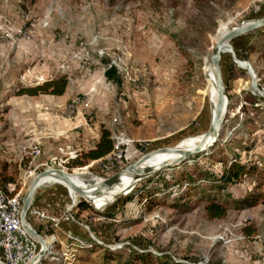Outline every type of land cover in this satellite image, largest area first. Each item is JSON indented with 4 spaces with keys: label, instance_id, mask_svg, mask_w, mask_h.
<instances>
[{
    "label": "rangeland",
    "instance_id": "obj_1",
    "mask_svg": "<svg viewBox=\"0 0 264 264\" xmlns=\"http://www.w3.org/2000/svg\"><path fill=\"white\" fill-rule=\"evenodd\" d=\"M263 16L264 0H214L202 11L192 0H0V179L24 194L48 169L105 180L155 150L198 144L211 119L203 69L219 26ZM251 35L220 53L226 108L209 150L117 198L82 202L88 209L59 184L39 186L50 192L37 210L58 221L39 233L54 253L41 264H264V207L234 204L264 181V35L241 52ZM60 77V96L17 95ZM101 130L113 152L68 170ZM234 157L256 173L210 193L223 186L221 161ZM206 194L226 203L223 218H208ZM68 237L96 248L77 250Z\"/></svg>",
    "mask_w": 264,
    "mask_h": 264
},
{
    "label": "trees",
    "instance_id": "obj_2",
    "mask_svg": "<svg viewBox=\"0 0 264 264\" xmlns=\"http://www.w3.org/2000/svg\"><path fill=\"white\" fill-rule=\"evenodd\" d=\"M214 0H192L193 5L198 8V10H208L210 9V6ZM264 17V16H263ZM262 18V17H261ZM252 34V35H251ZM253 36L247 43L245 44V47H242L241 52H245L246 48L249 47L251 44L257 43V38L259 35L263 36L264 35V29L258 30L252 33H249L247 35L241 36L239 38H236L230 42L234 52H237L238 49H240V42L241 39L247 37V36ZM260 57L261 59L264 60V39L263 41L260 42ZM240 57V55H238ZM230 69V68H229ZM228 69V70H229ZM114 70L112 68H109L105 72V77L107 80H112L113 75L112 73ZM264 82V78H263ZM66 86V80L64 77H60L56 80H51L48 82L43 83L40 86H36L33 88H23L20 89L17 93L18 96H29V97H34L37 95H52V96H60L63 94L64 89ZM204 133V132H203ZM113 151V143L110 140V134L106 130H101L100 135L98 138L97 143L95 146L87 151L86 153H83L81 155V159H75L68 163L67 168L68 170H71L73 168H82L84 167L87 163L89 162H96V161H101L105 157H107L111 152ZM230 159H224L221 161V163L224 165V170L223 173L220 177V180L223 183V186H211L210 187V193L214 192L215 190H222L224 186L231 184L232 182L244 177V176H251L256 173L255 167L253 166H244L242 165L236 157L233 158L231 162L228 163ZM158 174L154 175L153 177H157ZM180 184L185 186V187H190L191 184L193 183V180L191 177H186L182 175L179 178ZM10 182L9 178H4L2 177L0 179V187H3L6 183ZM262 184L258 185L255 187V193H252L248 197H244L241 199H238L235 201V205L237 207L245 208V207H254L256 205H261L264 207V189L261 190V185L264 186V181L262 180ZM187 191V190H186ZM186 197L189 195L186 193ZM206 199V205L204 207L205 212L210 219H221L225 216L226 213V203H220L219 201L216 200L215 197H209L208 194L203 195ZM130 197H126L122 200L123 203L128 202ZM83 209H88V207L84 204H80L77 207V210H83ZM38 233H43L41 227L36 228ZM246 235H250L251 232L245 231ZM48 235H50V231H47ZM68 240L75 245V248L80 251H88V250H93L96 248V245L90 241V239H74L73 237H68ZM44 261V260H42ZM85 261V260H84Z\"/></svg>",
    "mask_w": 264,
    "mask_h": 264
},
{
    "label": "water",
    "instance_id": "obj_3",
    "mask_svg": "<svg viewBox=\"0 0 264 264\" xmlns=\"http://www.w3.org/2000/svg\"><path fill=\"white\" fill-rule=\"evenodd\" d=\"M264 29V17L259 18L255 21H251L249 23H246L242 26H239L237 28H232L231 30H228L222 37H220L214 44L213 49L209 55V64L214 67V77H215V92L217 95V104L214 110L213 115L211 116L208 128L206 131L201 134L199 143L194 146L191 149L188 150H176L174 148H162L155 150V152H164V154H167L168 156H171L173 159H170L158 166L154 167H147L143 169H136L137 165L139 164L142 159L146 157L143 156L135 165L124 169L123 171H120L114 175H112L110 178L106 179L104 184H110L112 182H115L117 179H119L122 175L125 174H132L133 176V184L132 186L126 191L129 192L136 183L146 179L152 174H155L159 170L169 168L178 164L186 163L190 159L203 154L207 150H209L216 142L218 138V129L221 123V120L223 118L225 108H226V98H225V86L223 83L222 76L218 69V54L219 49L224 46L225 44H230V42L236 38H239L241 36L247 35L249 33L262 30ZM233 62H236L233 60ZM237 63V62H236ZM238 67L241 68V66L237 63ZM154 152V151H153ZM47 175H52L59 179L60 181L69 184L73 187L72 182L67 177L66 173L62 170L58 169H48L41 173H39L30 183L26 193L24 194L22 203H21V209H20V224L24 232L33 238L37 244L39 245V251L36 254V256L30 261L29 264H37L41 262L45 255L48 253V245L46 244V240L34 229L30 226V224L27 222V213L32 206L34 196L38 187V184L40 180ZM84 202L86 204H89V201H86L84 198H80L78 201L79 205ZM90 205V204H89Z\"/></svg>",
    "mask_w": 264,
    "mask_h": 264
},
{
    "label": "bare ground",
    "instance_id": "obj_4",
    "mask_svg": "<svg viewBox=\"0 0 264 264\" xmlns=\"http://www.w3.org/2000/svg\"><path fill=\"white\" fill-rule=\"evenodd\" d=\"M227 31L228 30L226 29L225 25L222 24L221 26H219L218 31L216 33L217 36L215 37V42L220 37H222ZM226 47H228L227 44H225L224 46H222L219 49V54H218L219 72H220V65H219L220 53ZM208 57H209V55H208ZM246 68L249 69L250 72H252V70L248 66ZM203 70H204L203 73L205 74L206 83H207L206 94L208 96L209 103H210V115L212 116L214 113L216 104H217V95H216L215 87H214V85H215V77H214L215 70H214V67H212L209 64V61H208V65H206ZM196 145H194V146H196ZM194 146L188 147V148H174V149H176V150H188V149L193 148ZM170 159H173V158L171 156H168L167 154H164V152H159V151L155 152L154 151V152L147 154L146 157L144 159H142V161L139 162L136 169H143V168H147V167L158 166V165H160V164H162V163H164ZM132 174L133 173L122 175L119 179H117L115 182H112L110 184H104L106 179L102 180V179L90 177L87 175L66 174L67 177L69 178V180L72 182L73 187L70 186L69 184H66V183L60 181L59 179H57L56 177H54L52 175H47V176H44L40 180L37 189L39 188V186H41L43 184H59V185L63 186L65 189H67L70 193H72L75 197H78L79 199L84 198L86 201H89V204L93 207V206H97L101 200L108 201V200L117 198L118 196L121 195V193L123 191L126 192L133 184ZM51 242H52V240H46V244L49 247L48 253L45 256L46 258H48L50 255L54 254L51 251L50 245L48 244ZM40 263L41 262H39L37 264H40Z\"/></svg>",
    "mask_w": 264,
    "mask_h": 264
},
{
    "label": "built area",
    "instance_id": "obj_5",
    "mask_svg": "<svg viewBox=\"0 0 264 264\" xmlns=\"http://www.w3.org/2000/svg\"><path fill=\"white\" fill-rule=\"evenodd\" d=\"M23 197L24 193L17 190L12 183L0 187V264H29L39 251L37 242L24 232L20 224ZM32 219L37 221L44 233L47 232L49 224L58 223L56 219L46 216L33 205L27 213V222L31 224ZM67 257V254H63L64 261L68 260Z\"/></svg>",
    "mask_w": 264,
    "mask_h": 264
},
{
    "label": "crops",
    "instance_id": "obj_6",
    "mask_svg": "<svg viewBox=\"0 0 264 264\" xmlns=\"http://www.w3.org/2000/svg\"><path fill=\"white\" fill-rule=\"evenodd\" d=\"M37 190H36L34 200L32 203L33 207L36 209H38L39 205H41V206L43 205L44 197L46 196V194L47 195L49 194L48 192H50V191H37ZM37 225H38V223H37ZM38 227H40V226L38 225Z\"/></svg>",
    "mask_w": 264,
    "mask_h": 264
}]
</instances>
